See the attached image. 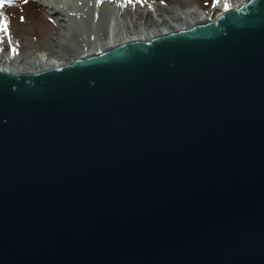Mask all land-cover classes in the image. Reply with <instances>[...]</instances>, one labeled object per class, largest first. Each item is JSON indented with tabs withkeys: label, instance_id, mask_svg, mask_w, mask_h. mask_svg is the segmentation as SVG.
Returning a JSON list of instances; mask_svg holds the SVG:
<instances>
[{
	"label": "water",
	"instance_id": "95a60500",
	"mask_svg": "<svg viewBox=\"0 0 264 264\" xmlns=\"http://www.w3.org/2000/svg\"><path fill=\"white\" fill-rule=\"evenodd\" d=\"M0 264H264V0L0 69Z\"/></svg>",
	"mask_w": 264,
	"mask_h": 264
},
{
	"label": "bare ground",
	"instance_id": "6f19581e",
	"mask_svg": "<svg viewBox=\"0 0 264 264\" xmlns=\"http://www.w3.org/2000/svg\"><path fill=\"white\" fill-rule=\"evenodd\" d=\"M37 1L56 17V23L53 24L60 32L56 34L55 41L60 42L58 45L62 46L61 50L38 49L31 57L22 58L23 55L18 51L19 41L11 30L0 31V69L14 73H36L50 67L67 65L83 56L94 55L122 44L149 41L156 36L207 22L212 20V11H218L219 16L223 11L239 6L246 0H221L212 10L191 3L184 9L156 2L138 6L134 0ZM0 19L7 20L2 10ZM71 30L78 31L84 40L70 42ZM90 40L92 43L89 47Z\"/></svg>",
	"mask_w": 264,
	"mask_h": 264
},
{
	"label": "rangeland",
	"instance_id": "374dc122",
	"mask_svg": "<svg viewBox=\"0 0 264 264\" xmlns=\"http://www.w3.org/2000/svg\"><path fill=\"white\" fill-rule=\"evenodd\" d=\"M138 6L148 2H156L177 9H184L191 4H197L205 10H212L221 0H134ZM2 2V0H0ZM158 9H165L159 7ZM6 13L8 29L15 35L19 41L18 51L22 58L30 56L36 50L47 51L49 48L61 50L60 42L55 41L56 34L60 29L54 25L56 23L55 15L49 13L47 9L37 0H28L23 3L22 0H16L14 4H5L0 9ZM171 13H169L170 15ZM218 11H212L211 18L215 19ZM23 17V22H21ZM70 42H78L84 40L79 36L78 31L69 33ZM92 41H88L89 47ZM59 44V45H58ZM72 44V43H70ZM51 52V51H50ZM71 56V55H69ZM31 57V56H30Z\"/></svg>",
	"mask_w": 264,
	"mask_h": 264
},
{
	"label": "snow or ice",
	"instance_id": "6c2138e0",
	"mask_svg": "<svg viewBox=\"0 0 264 264\" xmlns=\"http://www.w3.org/2000/svg\"><path fill=\"white\" fill-rule=\"evenodd\" d=\"M23 3H27L28 0H22ZM16 3V0H2V2H0V9H2L5 4H14ZM21 22H23V17H21ZM8 22L6 19H0V31H4L7 32L8 31Z\"/></svg>",
	"mask_w": 264,
	"mask_h": 264
}]
</instances>
